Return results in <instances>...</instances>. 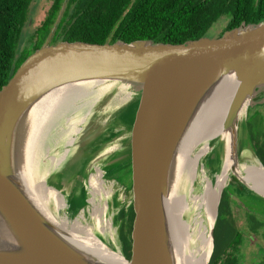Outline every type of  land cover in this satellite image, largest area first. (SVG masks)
<instances>
[{
	"label": "water",
	"instance_id": "water-1",
	"mask_svg": "<svg viewBox=\"0 0 264 264\" xmlns=\"http://www.w3.org/2000/svg\"><path fill=\"white\" fill-rule=\"evenodd\" d=\"M64 4L42 46L27 55L0 88V228L7 235L6 243H0V264H100L63 237L66 234L82 239L79 234L70 233L60 224L52 225L40 212L24 188V184L30 187L23 177L25 169L20 167V129L25 114L49 91L81 81L120 85L131 97H137L129 127L130 200L123 205L131 203L134 213L129 259L122 256L120 248V253L114 252L100 242L119 255L118 264H173L169 205L165 206L164 199L173 185L174 155L198 106L226 75L236 80L223 120V130L231 131L228 151L235 165L230 167L229 179L235 188L241 186L264 200L235 173L239 164V111L246 99H250L246 109L254 105L256 92L264 87V20L241 22L218 37H200L181 44L135 40L102 44L59 41L50 45ZM90 152H95L91 146ZM100 155L90 167L99 163L104 172L108 164L103 162L104 154ZM82 179L79 189L83 190L86 176ZM230 197L238 203L234 195ZM215 217L208 228L211 248L206 264L213 247Z\"/></svg>",
	"mask_w": 264,
	"mask_h": 264
},
{
	"label": "bare ground",
	"instance_id": "bare-ground-1",
	"mask_svg": "<svg viewBox=\"0 0 264 264\" xmlns=\"http://www.w3.org/2000/svg\"><path fill=\"white\" fill-rule=\"evenodd\" d=\"M113 86L112 83H103V81L64 84L49 91L34 103L25 114L20 129L21 169L28 170L31 167L35 142L40 134L45 136L50 130L58 128L61 134L65 135L66 128H69L71 132V128L74 127V136L65 142L66 147L71 146L75 136L82 130L81 125L102 95V91L109 90ZM114 87L119 90L115 100L117 103H122L130 97L124 87L120 85ZM235 87L236 80L231 75H226L210 88L198 106L175 152L171 166V182L180 181L181 191L178 194L172 191L171 195L164 199L165 206L170 204L171 208L169 212L167 210V215L173 264H206L211 248L208 228L213 222L216 205L228 179L230 167L235 166L232 164L228 151L231 131L223 130L224 116ZM248 103L250 99L244 101L239 117L244 116ZM219 140H222L224 146L223 158L210 178L205 174L201 160L205 155L212 153ZM66 147L57 158L46 157L52 169H59L65 163L69 151ZM45 150H48L47 146ZM246 157L248 156L245 155V160L240 161L235 173L248 186L264 196V170L255 158ZM18 173L22 174L21 171ZM194 181L197 182L198 193L194 191ZM174 187L172 185L171 190ZM24 188L36 207L52 225L60 224L71 230L70 233L80 235L82 239L68 237L66 234H63V237L88 258L100 264H118L121 261L117 253L110 251L91 232L80 226V223L77 221L67 223L64 217L58 214L55 217L45 208L41 200L45 201L48 195L51 196L50 200L56 213L65 208L63 198L51 187L41 181L29 189L24 184ZM189 207L201 208L206 224L203 223L200 212L194 213L189 220H185L183 214L189 211ZM6 240L7 235L0 228V243H6Z\"/></svg>",
	"mask_w": 264,
	"mask_h": 264
},
{
	"label": "trees",
	"instance_id": "trees-1",
	"mask_svg": "<svg viewBox=\"0 0 264 264\" xmlns=\"http://www.w3.org/2000/svg\"><path fill=\"white\" fill-rule=\"evenodd\" d=\"M63 1H65L64 8L51 33L50 45L59 41L102 44L114 41L128 43L135 40L181 44L187 40L207 37L206 32L220 18H226L227 22L216 37L223 31L238 26L240 22L248 24L264 20V0H257L256 7L252 9L247 6V1L252 0H52L35 33L28 35L27 41L31 45L26 44L19 50L18 43L21 40L22 27L26 23L30 0H0V88L8 81L24 58L42 46ZM135 105L136 103L134 108ZM132 117L129 121L126 119H121V121L130 127ZM259 125V122H254L255 129L249 127L248 139L255 156L264 167L257 146ZM104 176L115 180L117 184L125 188L126 192L130 191L131 179L128 163L119 162L106 165ZM240 189L242 191H239ZM224 191V189L221 191L218 201L214 227L218 222V211ZM244 191L241 186L234 188V196L239 199L241 196L243 200L248 196L255 197L259 201L257 205H264V200L249 192L244 193ZM77 197L80 200L78 206L80 207L84 202L82 189L78 190ZM250 202H244L252 209V212L248 214L249 229L264 240V229L261 228L264 222V210L261 214L253 213V210L257 208L253 209ZM112 205L119 206L114 217V224L118 229L117 239L120 252L128 260L133 209L131 204L125 208L118 205L115 198L112 199ZM221 230L223 246L234 234L240 237L238 229L231 222L228 211L227 218L222 222ZM259 253V260L254 261L253 264H264V250L259 248ZM221 254L213 238L208 264H216L218 261H220L219 264H236L233 257H223L220 260Z\"/></svg>",
	"mask_w": 264,
	"mask_h": 264
},
{
	"label": "rangeland",
	"instance_id": "rangeland-1",
	"mask_svg": "<svg viewBox=\"0 0 264 264\" xmlns=\"http://www.w3.org/2000/svg\"><path fill=\"white\" fill-rule=\"evenodd\" d=\"M51 0H30L29 5L27 7V19H29V23L26 24V26L22 27V36L20 37L21 40L18 43V49H22L26 43L28 42V35L31 34L34 29H36L39 26V23L43 19L44 15L46 14V11L49 7ZM226 23L225 19H220L218 22L214 23V25L206 32L207 37H216L221 31ZM113 85V84H112ZM115 86V85H114ZM112 87L109 90L102 91V95L98 99V101L94 104L91 113L88 115L84 123L81 125L82 130L81 132L75 136V139L73 141V144L71 146L65 145V142L68 138L73 137V129L71 128V132L69 128H66L65 135L61 134L60 129L56 128L54 130H50L48 134L45 136L39 135L36 140L35 150H34V158L31 163V167L28 170H24V180L29 185L30 188H33V186H36L39 182L43 181L46 186H50L49 182H56L57 177L56 173L59 172L58 170H62L64 166L74 160H76L78 164L79 169V183L78 184V190H80L81 181H83V176H87L89 172L90 164L93 161H97L99 154L98 151H95L94 153L90 152V142L93 139V137L103 128V126L106 125V123L112 119V112H114L116 109H121L123 106H120L118 108H115L116 106L126 102H132L128 108L122 110L121 119H126L129 121L130 117H132V112L134 108L136 98L129 97L122 103H116L114 99L116 100V96L119 95V90L115 87ZM264 87H260V89L256 92L252 102L254 105L248 106L245 111V116H243L240 119L239 126L237 128L238 130V160L244 161V156H248L246 158L253 159L254 152L252 148V144L249 141L248 137V130L249 127L254 126V122H259L260 126L264 123ZM263 97V98H262ZM115 103H112V101ZM125 103V104H126ZM257 103V104H256ZM137 104V103H136ZM136 106V105H135ZM115 108V109H114ZM135 110V108H134ZM245 119V120H244ZM92 122V123H90ZM61 124V123H60ZM59 124V125H60ZM260 129V128H259ZM70 133V134H69ZM260 135V134H259ZM19 137V131L16 133V138ZM98 142V138H96V141ZM244 142V146L241 144ZM45 146L48 147V150H45ZM68 148V156L66 158L65 163L59 168V169H52L49 164V160L46 157H58L64 148ZM250 148L251 150H248ZM251 151V152H250ZM224 153V146L222 143V140H219L217 144L214 146V149L211 154L205 155L202 158V165L205 174L212 178L213 171L217 170L219 162L223 158ZM241 153V154H240ZM240 154V155H239ZM103 155V154H102ZM101 156V155H100ZM243 156V157H242ZM244 159V160H243ZM81 162V163H80ZM105 162V160L103 161ZM80 163V165H79ZM72 164V163H71ZM213 167V168H212ZM231 173H229L228 179L226 181L225 186L222 188V190L225 188L224 194L222 196V201L220 203V208L218 211V222L215 225L213 229V238L215 242V246L218 249L219 252H222L220 255V260L223 259V257H233L236 261V264H252V261L255 257V260H259L260 253H258L259 248H262L264 250V240L257 234L252 232L248 229V226L245 221L244 213L234 208V204L232 201H230L232 195L235 194L234 192V182L230 181ZM175 186L172 190L173 193H179L181 191L180 185L181 182L177 181L173 183ZM53 189H56L61 197L64 199L65 197L61 193L60 190L57 188L50 186ZM193 188L195 192H199L197 182L194 181ZM221 190V191H222ZM239 191H242L241 189ZM170 193V195H171ZM244 193H247V191H244ZM73 202L71 203L72 206L68 208V204L66 203V213L69 217H72V215L75 213V210L80 205L79 198L75 195H73ZM47 199L41 203L45 206V208L52 213L55 217L57 214L59 216H62V213H64V209H62L60 212L56 213L55 208L53 206L52 201L50 200V195L46 196ZM113 198H117L118 205H125L130 200V191L125 192L122 195H119L118 193L114 192L110 198L107 200V207L108 212L111 209L112 217H111V225L112 229L114 230L116 224H114V217L116 216V211L118 210V206L111 207L110 206V200ZM240 199L242 197L240 196ZM65 200V199H64ZM251 201L250 205L253 209H256L258 206L255 204H259L258 199L255 197L248 196L247 199H244L243 201L246 203V201ZM253 200V202H252ZM218 203V202H217ZM256 207V208H255ZM217 208V205H216ZM245 208V207H244ZM170 204H169V211H170ZM227 211L228 215H230L231 222L233 223L234 227L238 229L240 233V238L237 237L235 234L233 237L229 238V242L223 246L222 244V222L224 219L227 218ZM200 212L203 217V223L206 224V221L203 216V210L201 208H192L189 207V211L187 210L183 214V218L185 220H189L193 216L194 213ZM216 215V211H215ZM214 215V217H215ZM58 218V217H57ZM66 222V221H65ZM68 223V222H67ZM208 226V225H207ZM262 229H264V222L262 224ZM92 233H96L95 229H90ZM261 232V229H260ZM102 239V242L112 251L119 252V245L117 243V239L115 234L113 233L111 236H100ZM120 253V252H119ZM220 261H218L216 264H219Z\"/></svg>",
	"mask_w": 264,
	"mask_h": 264
},
{
	"label": "crops",
	"instance_id": "crops-1",
	"mask_svg": "<svg viewBox=\"0 0 264 264\" xmlns=\"http://www.w3.org/2000/svg\"><path fill=\"white\" fill-rule=\"evenodd\" d=\"M127 102L128 103L124 102L115 107L118 108L123 106L121 109L118 108L112 112V119H110L106 125L101 128V130L93 137L90 142L93 152L98 151L99 154H104L106 164L117 162L129 164L130 129L121 121L122 110L128 108L132 103L129 101ZM112 103L114 102L112 101ZM96 138H98V142H95ZM74 159L68 162L62 170H58L59 172L56 173V182H49L50 186H53L61 191L65 197L66 203L68 204V208L72 206L71 203L73 202V195H75V197L77 196L78 184L76 188L75 183L79 181L80 177V168L78 169V164ZM58 182L60 183L59 185L57 184ZM78 208L79 207H77V209ZM77 209L75 210V213L77 212Z\"/></svg>",
	"mask_w": 264,
	"mask_h": 264
},
{
	"label": "built area",
	"instance_id": "built-area-1",
	"mask_svg": "<svg viewBox=\"0 0 264 264\" xmlns=\"http://www.w3.org/2000/svg\"><path fill=\"white\" fill-rule=\"evenodd\" d=\"M90 168L85 181L82 183L84 191L83 206L75 215L69 217L65 211L67 206L64 204L65 208L62 217H64L65 221L68 223L77 221L80 223V226L84 227L89 232H91L90 229H95L96 233H91L99 241H102L100 236H106L107 234L111 236L113 233L116 236L117 231V227H115L114 230L112 229V213L111 209L108 212L107 200L114 192L122 195L124 193V188L117 184L115 180L105 178L99 163H93ZM56 192L59 194L58 191ZM115 199L117 200V198ZM110 206L113 207L112 199L110 200ZM57 219L59 220V218Z\"/></svg>",
	"mask_w": 264,
	"mask_h": 264
},
{
	"label": "flooded vegetation",
	"instance_id": "flooded-vegetation-1",
	"mask_svg": "<svg viewBox=\"0 0 264 264\" xmlns=\"http://www.w3.org/2000/svg\"><path fill=\"white\" fill-rule=\"evenodd\" d=\"M52 1V0H51ZM50 4H51V2H50ZM50 4H49V6H50ZM256 4H257V0H252V1H247V6L248 7H250L251 9L252 8H255L256 7ZM48 9H49V7H48ZM47 9V10H48ZM45 16V15H44ZM43 19H44V17H43ZM42 19V20H43ZM220 19H225L226 20V22H227V19L226 18H220ZM220 19H218V21L220 20ZM41 20V21H42ZM217 21V22H218ZM27 23H29V19H26V23L24 24V26H26V24ZM241 23V22H240ZM226 24V23H225ZM225 24H224V26H225ZM39 25H40V23H39ZM223 26V27H224ZM39 27V26H38ZM37 27V28H38ZM36 28V29H37ZM36 29H34V31L31 33V34H33V33H35V31H36ZM30 34V35H31ZM27 45H29V42H27L26 43ZM31 45V44H30ZM29 45V46H30ZM259 139H258V142H257V146H258V148H259V150H260V155H261V157H262V161H263V164H264V123L263 124H261V126L259 125ZM81 163V162H80ZM80 163H79V165H80ZM58 185L60 184L59 182L57 183ZM75 186H76V188H77V184H75ZM124 192H125V188H124ZM78 194V193H77ZM237 198V197H236ZM239 201H238V203H235L233 200V206H234V208H236L237 210H239V211H241V212H243L244 213V216H245V221H246V224H247V226H248V229H249V223H248V214H250L251 212H252V209L251 208H249V207H247V205L243 202V200H241V199H239V198H237ZM131 204V203H130ZM255 205H257V204H255ZM251 206V205H250ZM258 207H257V209L256 210H253V213H256V214H261V212H263V210H264V205L263 204H260V205H257ZM245 207V208H244ZM241 209V210H240ZM250 230V229H249ZM240 238V237H239ZM258 253H259V250H258ZM254 261H256L255 260V257H254V259H253V261H252V264H253V262Z\"/></svg>",
	"mask_w": 264,
	"mask_h": 264
},
{
	"label": "clouds",
	"instance_id": "clouds-1",
	"mask_svg": "<svg viewBox=\"0 0 264 264\" xmlns=\"http://www.w3.org/2000/svg\"><path fill=\"white\" fill-rule=\"evenodd\" d=\"M52 189H53V188H52ZM53 190H56V189H53ZM56 191H57V190H56ZM73 215H75V214H73ZM73 215H72V216H73ZM117 230H118V229H117Z\"/></svg>",
	"mask_w": 264,
	"mask_h": 264
}]
</instances>
